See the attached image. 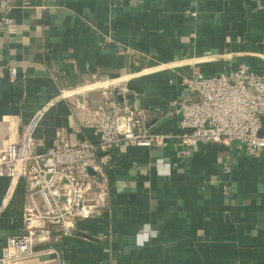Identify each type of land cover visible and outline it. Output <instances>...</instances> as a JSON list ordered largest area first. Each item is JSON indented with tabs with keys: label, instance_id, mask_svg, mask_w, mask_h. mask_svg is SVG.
<instances>
[{
	"label": "crops",
	"instance_id": "crops-1",
	"mask_svg": "<svg viewBox=\"0 0 264 264\" xmlns=\"http://www.w3.org/2000/svg\"><path fill=\"white\" fill-rule=\"evenodd\" d=\"M11 17L15 32L0 34V144L8 121L19 137L41 111L35 150L50 148L57 131L71 143L96 142L83 123L101 91L80 88L112 79L156 132L178 134V119L165 114L186 95L182 78L241 64L264 74V0H15ZM8 68L16 69L13 82ZM175 151L173 144L111 151L103 214L78 221L71 237L53 244L57 255L36 263L264 264V150L250 157L207 144L180 158ZM25 202L24 182L11 187L0 177V251L19 233Z\"/></svg>",
	"mask_w": 264,
	"mask_h": 264
},
{
	"label": "built area",
	"instance_id": "built-area-1",
	"mask_svg": "<svg viewBox=\"0 0 264 264\" xmlns=\"http://www.w3.org/2000/svg\"><path fill=\"white\" fill-rule=\"evenodd\" d=\"M14 3L0 0V34L15 32ZM190 15L195 17V13ZM213 59H230V55ZM8 72L10 81H15L16 69L8 68ZM91 85L104 86L101 100L92 99L93 109L83 123L97 136L96 142L71 143L57 131L52 146L37 151L32 134L43 111L19 137L17 126L8 121L10 135L0 144V177L9 179L11 187L23 181L26 202L21 229L5 240L0 264H37L44 255H57L53 244L71 237L78 221L100 217L110 191L109 153L123 144L162 149L173 144L177 158L207 144L234 145L250 157L264 150V74L254 73L244 64L228 74L194 73L182 78L186 95L173 100L165 114L178 119V134L156 132L145 110L122 99L128 90L121 79ZM79 90L62 92L59 98L79 94ZM230 172L226 161L223 173Z\"/></svg>",
	"mask_w": 264,
	"mask_h": 264
},
{
	"label": "rangeland",
	"instance_id": "rangeland-1",
	"mask_svg": "<svg viewBox=\"0 0 264 264\" xmlns=\"http://www.w3.org/2000/svg\"><path fill=\"white\" fill-rule=\"evenodd\" d=\"M115 83H116V82H115ZM93 84H94V83H93ZM89 85H91V84H88V85H86V87H82V88H80V89L87 88V86H89ZM115 85H120V84H118V82H117ZM102 88H104V86H98V88H97V87H94V88L91 89L90 91L93 92V93H98L99 91H102ZM86 93H87V92H86Z\"/></svg>",
	"mask_w": 264,
	"mask_h": 264
},
{
	"label": "clouds",
	"instance_id": "clouds-1",
	"mask_svg": "<svg viewBox=\"0 0 264 264\" xmlns=\"http://www.w3.org/2000/svg\"><path fill=\"white\" fill-rule=\"evenodd\" d=\"M145 239H146V237H145ZM138 243H140V242L138 241Z\"/></svg>",
	"mask_w": 264,
	"mask_h": 264
},
{
	"label": "bare ground",
	"instance_id": "bare-ground-1",
	"mask_svg": "<svg viewBox=\"0 0 264 264\" xmlns=\"http://www.w3.org/2000/svg\"><path fill=\"white\" fill-rule=\"evenodd\" d=\"M29 137V136H28Z\"/></svg>",
	"mask_w": 264,
	"mask_h": 264
}]
</instances>
